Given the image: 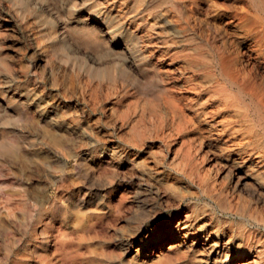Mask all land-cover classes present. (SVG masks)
Listing matches in <instances>:
<instances>
[{
  "label": "rangeland",
  "instance_id": "1",
  "mask_svg": "<svg viewBox=\"0 0 264 264\" xmlns=\"http://www.w3.org/2000/svg\"><path fill=\"white\" fill-rule=\"evenodd\" d=\"M254 3L0 0V264H264V129L212 60L264 102Z\"/></svg>",
  "mask_w": 264,
  "mask_h": 264
},
{
  "label": "bare ground",
  "instance_id": "2",
  "mask_svg": "<svg viewBox=\"0 0 264 264\" xmlns=\"http://www.w3.org/2000/svg\"><path fill=\"white\" fill-rule=\"evenodd\" d=\"M117 1H119V0H117ZM234 1H236V0H234ZM238 1V0H237ZM243 1V0H242ZM253 2H255L254 4H255V6L257 7V9L259 10H262L263 12H264V0H252ZM128 2V1H127ZM170 2V1H169ZM216 2V1H215ZM246 2V1H245ZM181 3V2H180ZM217 3V2H216ZM235 3V2H234ZM237 3V2H236ZM122 4V3H121ZM124 4V3H123ZM127 4V3H126ZM125 4V5H126ZM170 4V3H169ZM173 4V3H172ZM202 4V3H201ZM168 5V4H167ZM104 6H106V5H104ZM164 6V5H163ZM182 6V5H181ZM254 6V7H255ZM87 7V6H86ZM107 7H108V5H107ZM166 7V6H165ZM183 7V6H182ZM253 7V6H252ZM176 8H178V6H176ZM199 8V7H198ZM201 8V7H200ZM242 8V7H241ZM245 8V7H244ZM100 9V8H99ZM153 9V8H152ZM246 9V8H245ZM123 10V9H122ZM171 10V9H170ZM201 10V9H200ZM120 11V10H119ZM167 11V10H166ZM210 11V10H209ZM214 11V10H213ZM251 11V10H250ZM155 12V11H154ZM160 12V11H159ZM260 12V11H259ZM103 13V12H102ZM198 13V12H197ZM217 13V12H216ZM250 13V12H249ZM257 13V12H256ZM120 14V13H119ZM138 14V13H137ZM224 14V13H223ZM243 14H245L244 12H243ZM254 14V13H253ZM200 15V14H199ZM242 15V14H241ZM255 15V14H254ZM263 15V14H262ZM100 16V15H99ZM107 16V15H106ZM123 16V15H122ZM147 16V15H146ZM162 16V15H161ZM228 16V15H227ZM230 16V15H229ZM258 16H260V15H258ZM145 17V16H144ZM132 18V17H131ZM133 18H134V16H133ZM180 18H182V17H180ZM239 18H241L240 16H239ZM258 18V17H257ZM89 19V18H88ZM143 19V18H142ZM230 19H232V18H230ZM127 20H129V19H127ZM175 20H176V18H175ZM201 20V19H200ZM229 19H227V21H228ZM257 20V19H256ZM143 21V20H142ZM152 21V20H151ZM167 21V20H166ZM234 21V20H233ZM232 21V22H233ZM254 21V20H253ZM148 22H149V20H148ZM171 22V21H170ZM202 22H205V21H202ZM237 22V21H236ZM186 23V22H185ZM234 23V22H233ZM232 23V24H233ZM240 23H242V22H240ZM251 23V22H250ZM263 23V22H262ZM133 24V23H132ZM152 24V23H151ZM201 24V23H200ZM224 24V23H223ZM256 23H254L253 25H255ZM259 24V23H258ZM130 25V24H129ZM144 25V24H143ZM169 24H167V26H168ZM166 26V27H167ZM231 26V25H230ZM224 27V26H223ZM250 27V26H249ZM260 27H261V25H260ZM227 28V27H226ZM230 28V27H229ZM157 29V28H156ZM182 29V28H181ZM237 29H238V27H237ZM257 29V28H256ZM256 29H255V31H256ZM105 31V30H104ZM185 31V30H184ZM197 31H199V30H197ZM264 31V30H263ZM262 31V32H263ZM173 32V31H172ZM261 32V33H262ZM170 33V32H169ZM226 33V32H225ZM248 33V32H247ZM246 33V34H247ZM160 34V33H159ZM191 34V33H190ZM260 34V33H259ZM263 34H264V32H263ZM263 34H262V36H263ZM144 35V34H143ZM185 35V34H184ZM249 35H251L250 34V32H249ZM142 36V35H141ZM146 36V35H145ZM148 36V35H147ZM157 36V35H156ZM181 36V35H180ZM189 36V35H188ZM154 37V36H153ZM187 37V36H186ZM208 37V36H207ZM142 38V37H141ZM192 38V37H191ZM213 38H214V36H213ZM236 38H238V37H236ZM245 38V37H244ZM188 39H190V38H188ZM193 39V38H192ZM223 39H225V38H223ZM239 39H241V38H239ZM256 39H258V38H256ZM255 39V40H256ZM263 39V38H262ZM145 40V39H144ZM148 40V39H147ZM212 40V39H211ZM217 40V39H216ZM219 40V39H218ZM222 40V39H221ZM235 40V39H234ZM153 41V40H152ZM158 41V40H157ZM186 41V40H185ZM190 41H191V39H190ZM236 41V40H235ZM242 41V40H241ZM250 41V40H249ZM262 40H260V42H261ZM176 42V41H175ZM222 42V41H221ZM259 42V43H260ZM263 42V41H262ZM261 42V43H262ZM160 43V42H159ZM184 43V42H183ZM193 43V42H192ZM215 43V42H214ZM148 44V43H147ZM146 44V45H147ZM151 44V43H150ZM150 44H148L149 46H150ZM155 44H157L156 43V40H155ZM188 44V43H187ZM145 45V44H144ZM152 45V44H151ZM160 45V44H159ZM195 45V44H194ZM201 45V44H200ZM250 45V44H249ZM261 45V44H260ZM118 46V45H117ZM153 46V45H152ZM151 46V47H152ZM157 46V45H156ZM178 46V45H177ZM197 46V45H196ZM196 46L194 47V48H196ZM146 47H148V46H146ZM161 47V46H160ZM172 47V46H171ZM206 47V46H205ZM215 47V46H214ZM241 47V46H240ZM255 47V46H254ZM262 47H264V46H262ZM150 48V47H149ZM174 48V47H173ZM249 48V47H248ZM252 48V47H251ZM137 49V48H136ZM159 49V48H158ZM167 49V48H166ZM169 49V48H168ZM172 49V48H171ZM199 49V48H198ZM203 49V48H202ZM241 49V48H240ZM258 49V48H257ZM256 49V50H257ZM138 50V49H137ZM145 50V49H144ZM181 50V49H180ZM201 50V49H200ZM218 50V49H217ZM133 51H135V49L133 50ZM230 51V50H229ZM262 51V50H261ZM163 52H164V50H163ZM166 52H168V51H166ZM190 52V51H189ZM200 52V51H199ZM209 52V51H208ZM218 52V51H217ZM247 52V51H246ZM127 53V52H126ZM169 53V52H168ZM186 53V52H185ZM194 53H196L195 51H194ZM244 53V52H243ZM261 53H263V52H261ZM139 54V53H138ZM147 54H149V53H147ZM154 54V53H153ZM163 54V53H162ZM174 54V53H173ZM200 54V53H199ZM203 54V53H202ZM172 55V54H171ZM208 55V54H207ZM249 55V54H248ZM203 56H204V54H203ZM255 56V55H254ZM258 56H260V55H258ZM116 57V56H115ZM168 57V56H167ZM206 57V56H205ZM208 57V56H207ZM210 57V56H209ZM236 57V56H235ZM252 57V56H251ZM181 58V57H180ZM250 58V57H249ZM254 58V57H253ZM262 58H263V56H262ZM152 59H153V56H152ZM156 59V58H155ZM163 59V58H162ZM171 59V58H170ZM184 59V58H183ZM192 59H193V57H192ZM195 59V58H194ZM211 59V58H210ZM226 59V58H225ZM247 59V58H246ZM180 60V59H179ZM206 60V59H205ZM212 60H213V62H214V65L215 66H217L219 69H220V71H221V73H223L224 75V78H225V80H226V82H224L223 84H222V88H224L225 90H227V92H228V90H230L232 93H235V95L238 97V98H240V99H245V100H249V102H248V106H249V108L253 111V114L255 115V117H256V119H258V121H259V124L261 125V128H263L264 129V102L262 103V101L261 100H259V99H257V97L255 98L254 96H253V94H252V89H251V91H250V88H248L246 85H244V84H242V83H239V81H238V77H239V75H238V73L241 71V69H240V71L239 72H237V75L238 76H233L230 72H229V70H227L228 68H226L227 66H226V62H224L222 59H220L219 57H212ZM248 60V59H247ZM251 60V59H250ZM123 61V60H122ZM174 61H176L175 59H174ZM258 61V60H257ZM263 61V60H262ZM124 62V61H123ZM161 62H163V61H161ZM198 62H199V60H198ZM259 62V61H258ZM261 62V61H260ZM96 63V62H95ZM117 63V62H116ZM171 63V62H170ZM207 63V62H206ZM121 64V63H120ZM143 64V63H142ZM159 64V63H158ZM208 64H210V63H208ZM244 64V63H243ZM162 65H163V63H162ZM172 65V64H171ZM198 65V64H197ZM211 65V64H210ZM232 65H235V64H233L232 63ZM245 65V64H244ZM258 65V64H257ZM117 66V65H116ZM121 66V65H120ZM125 66V65H124ZM134 66V65H133ZM164 66V65H163ZM186 66H188V64L186 65ZM192 66V65H191ZM236 66V65H235ZM241 66V65H240ZM252 66H253V64H252ZM126 67H128V66H126ZM176 67V66H175ZM181 67V66H180ZM184 67V66H183ZM193 67V66H192ZM254 67V66H253ZM258 66H256V68H257ZM194 68V67H193ZM211 68V67H210ZM216 68V67H215ZM234 68V67H233ZM233 68L231 67V69H232V71H233ZM242 68V67H241ZM248 69V67H245L244 69ZM262 68V67H261ZM125 69V68H124ZM162 69V68H161ZM180 69V68H179ZM188 69V68H187ZM213 69V68H212ZM235 69V68H234ZM236 69H237V67H236ZM251 69H252V67H251ZM255 69V68H254ZM253 69V70H254ZM116 70V69H115ZM168 70V69H167ZM181 70H182V68H181ZM202 70V69H201ZM205 70H208L207 68L205 69ZM243 70V69H242ZM171 71V70H170ZM183 71V70H182ZM181 71V72H182ZM184 71H185V69H184ZM196 71V70H195ZM209 71V70H208ZM208 71H206V73L208 72ZM250 71V70H249ZM172 72V71H171ZM174 72V71H173ZM198 72V71H197ZM236 72V71H235ZM242 72V71H241ZM248 72V71H247ZM183 73V72H182ZM205 73V72H204ZM210 73V72H209ZM244 73V72H243ZM114 74V73H113ZM129 74V73H128ZM185 74V73H184ZM191 74V73H190ZM194 74H195V72H194ZM210 74H212V73H210ZM217 74V73H216ZM235 74V73H234ZM248 74V73H247ZM252 74V73H251ZM260 74V73H259ZM177 75H179V74H177ZM187 75V74H186ZM113 76H115L116 77V75H113ZM120 76V75H119ZM169 76H170V74H169ZM172 76V75H171ZM176 76V75H175ZM191 76V75H190ZM194 76H196V75H194ZM193 76V77H194ZM214 76V75H213ZM221 76V75H220ZM251 76V75H250ZM255 76V75H254ZM263 76V75H262ZM130 77V76H129ZM164 77V76H163ZM162 77V78H163ZM173 77V76H172ZM171 77V78H172ZM180 77V76H179ZM208 77V76H207ZM215 77V76H214ZM249 77V76H248ZM153 78V77H152ZM155 78V77H154ZM166 78V77H165ZM176 78V77H175ZM178 78V77H177ZM182 78V77H181ZM186 79L188 78V76L187 77H185ZM191 78H192V76H191ZM137 79V78H136ZM135 79V80H136ZM158 79V78H157ZM179 79V78H178ZM177 79V80H178ZM197 78H195V80H196ZM218 79V78H217ZM221 79V78H220ZM256 79H257V77H256ZM122 80V79H121ZM128 80V79H127ZM143 80V79H142ZM166 80V79H165ZM168 80V79H167ZM166 80V81H167ZM176 80V81H177ZM188 80H190V79H188ZM187 80V81H188ZM202 80V79H201ZM129 81H130V79H129ZM174 81V80H173ZM191 81V80H190ZM194 81V80H193ZM200 81V80H199ZM207 81V80H206ZM205 81V82H206ZM210 80H208V82H209ZM216 81V80H215ZM242 81V80H241ZM248 81V80H247ZM246 81V82H247ZM257 81V80H256ZM114 82V81H113ZM136 82V81H135ZM134 82V83H135ZM165 82V81H164ZM168 82H170V81H168ZM178 82V81H177ZM185 82V81H184ZM220 82V81H219ZM248 82H251V81H248ZM120 83V82H119ZM122 83V82H121ZM133 83V84H134ZM154 83V82H153ZM152 83V84H153ZM167 83V82H166ZM166 83H164V84H166ZM179 83V82H178ZM195 83V82H194ZM204 83V82H203ZM214 83V82H213ZM212 83V84H213ZM245 83V82H244ZM254 83H255V81H254ZM127 84V83H126ZM137 84V83H136ZM135 84V85H136ZM151 84V85H152ZM170 84V83H169ZM193 84V83H192ZM215 84V83H214ZM217 84V83H216ZM248 84H250V83H248ZM252 84V83H251ZM261 84V83H260ZM122 85V84H121ZM161 85V84H160ZM176 85V84H175ZM197 85V84H196ZM201 85V84H200ZM169 86V85H168ZM182 86H184V84L182 85ZM186 86V85H185ZM190 86V85H189ZM216 86V85H215ZM252 86V85H251ZM260 86V85H259ZM262 86V85H261ZM150 87V86H149ZM196 87V86H195ZM200 87V86H199ZM202 87V86H201ZM204 87V86H203ZM207 87V86H206ZM211 87V86H210ZM213 87V86H212ZM253 87V86H252ZM264 87V86H263ZM148 88V87H147ZM179 88V87H178ZM183 88V87H182ZM144 89H146V87L144 88ZM185 89V88H184ZM191 89H192V87H191ZM197 89H199L198 87H197ZM254 89V88H253ZM255 89H256V86H255ZM254 89V90H255ZM258 89V88H257ZM147 90V89H146ZM194 90H196V88L194 89ZM201 90V89H200ZM143 91V90H142ZM174 91V90H173ZM176 91V90H175ZM183 91V90H182ZM208 91V90H207ZM218 91H220V90H218ZM217 91V92H218ZM185 92V91H184ZM196 92V91H195ZM209 92V91H208ZM223 92V91H222ZM226 92V91H225ZM145 93V92H144ZM155 93V92H154ZM166 93V92H165ZM191 93V92H190ZM258 93V92H257ZM256 93V94H257ZM262 93V92H261ZM149 94V93H148ZM168 94V93H167ZM198 94V93H197ZM216 94H218V93H216ZM224 94V93H223ZM259 94V93H258ZM184 95V94H183ZM226 95V94H225ZM151 97L153 96V94L152 95H150ZM154 96H155V94H154ZM189 96V95H188ZM203 96V95H202ZM220 96H221V94H220ZM227 96V95H226ZM232 96H233V94H232ZM173 97V96H172ZM199 97V96H198ZM214 97V96H213ZM217 97V96H216ZM225 97V96H224ZM228 97H230V96H228ZM227 97V98H228ZM234 97V96H233ZM262 97V96H261ZM184 98V97H183ZM186 98V97H185ZM211 97H209V99H210ZM157 99V98H156ZM197 99V98H196ZM222 99V98H221ZM231 99V98H230ZM100 100V99H99ZM153 100H154V98H153ZM202 100H205V99H202ZM165 101V100H164ZM158 102V101H157ZM160 102V101H159ZM167 102H168V100H167ZM169 102H171V101H169ZM189 102V101H188ZM223 102V101H222ZM236 102V101H235ZM173 103V102H172ZM219 103V102H218ZM210 104V103H209ZM221 104V103H220ZM235 104V103H234ZM170 105H171V103H170ZM194 105V104H193ZM223 105V104H222ZM237 105V104H236ZM243 105V104H242ZM162 106V105H161ZM177 106V105H176ZM229 106V105H228ZM238 106V105H237ZM157 107V106H156ZM166 107V106H165ZM164 107V108H165ZM167 107H169V105L167 106ZM171 107H172V105H171ZM189 107V106H188ZM205 107V106H204ZM160 108V107H159ZM174 108V107H173ZM222 108H224L223 106H222ZM233 108V107H232ZM236 108V107H235ZM163 109V107L161 108V110ZM206 109H208V108H206ZM212 109H214V108H212ZM217 109V108H216ZM231 109V108H230ZM154 110V109H153ZM168 110V109H167ZM166 110V111H167ZM170 110V109H169ZM174 110V109H173ZM189 110V109H188ZM193 110V109H192ZM215 110V109H214ZM219 110V109H218ZM239 110V109H238ZM245 110V109H244ZM157 111V110H156ZM185 111H187V110H185ZM189 111H191V110H189ZM195 110H193V112H194ZM220 111V110H219ZM227 111V110H226ZM154 112V111H153ZM174 112V111H173ZM176 112V111H175ZM200 112V111H199ZM156 113H158V112H156ZM162 114H163V112H161ZM232 113H234V112H232ZM159 114V113H158ZM167 114H168V112H167ZM170 114V113H169ZM191 114V113H190ZM194 114V113H193ZM201 114V113H200ZM208 114V113H207ZM206 114V115H207ZM216 114V113H215ZM164 115V114H163ZM176 115V114H175ZM225 115V114H224ZM251 115V114H250ZM164 116H166V114L164 115ZM172 116V115H171ZM178 116V115H177ZM198 116V115H197ZM204 116V115H203ZM218 116V115H217ZM226 116V115H225ZM234 116V115H233ZM233 116H232V118H233ZM236 116V115H235ZM196 117V116H195ZM205 117V116H204ZM203 117V118H204ZM208 117H210V115H208ZM214 117V116H213ZM247 117H249V116H247ZM254 117V116H253ZM254 117V118H255ZM163 118V117H162ZM165 118V117H164ZM163 118V119H164ZM176 118V117H175ZM182 118V117H181ZM206 118H207V116H206ZM193 119V118H192ZM211 119V118H210ZM216 119V118H215ZM228 119V118H227ZM236 119V118H235ZM247 119V118H246ZM253 119V118H252ZM255 119V120H256ZM173 118H172V122H173ZM179 120H180V118H179ZM178 120V121H179ZM182 120H184V119H182ZM195 120V119H194ZM204 120V119H203ZM208 120V119H207ZM220 120V119H219ZM230 120V119H229ZM250 120V119H249ZM209 121V120H208ZM218 121V120H217ZM239 121V120H238ZM242 121V120H241ZM240 121V122H241ZM248 121V120H247ZM254 121V120H253ZM181 122H183V121H181ZM186 122V121H185ZM188 122V121H187ZM193 122V121H192ZM205 122V121H204ZM204 122H203V124H204ZM212 122V121H211ZM211 122H209V123H211ZM244 122V121H243ZM175 123V122H174ZM177 123V122H176ZM253 123H255V122H253ZM196 124H197V122H196ZM219 124V123H218ZM234 124V123H233ZM164 125V124H163ZM179 125V124H178ZM177 124H176V126H178ZM185 125V124H184ZM199 125H200V123H199ZM209 125V124H208ZM258 125V124H257ZM188 125H185V127H187ZM211 126H213V125H211ZM214 126H216L215 125V123H214ZM251 126V125H250ZM254 126V125H253ZM13 127V126H12ZM179 127H182V126H179ZM239 127V126H238ZM237 126H236V128H238ZM242 127V126H241ZM164 128V127H163ZM173 128V127H172ZM192 128V127H191ZM196 128V127H195ZM209 128H210V126H209ZM214 128H217V127H214ZM220 128V127H219ZM218 128V129H219ZM235 128V129H236ZM258 128V127H257ZM162 129V128H161ZM185 129H187V128H185ZM189 129V128H188ZM213 129V128H212ZM217 129V130H218ZM178 130V129H177ZM195 130V129H194ZM193 129H192V131H194ZM244 130V129H243ZM251 130V129H250ZM261 130V129H260ZM259 130V131H260ZM186 131H188V130H186ZM190 132H191V130H189ZM205 131V130H204ZM208 131V130H207ZM246 131V130H245ZM195 132H197V131H195ZM210 132V131H209ZM176 133V132H175ZM210 133H212V131L210 132ZM214 133V132H213ZM194 134V133H193ZM209 134V133H208ZM207 134V135H208ZM217 134V133H216ZM224 134V133H223ZM245 134H247V133H245ZM178 135H179V133H178ZM207 135H205V136H207ZM211 135V134H210ZM213 135V134H212ZM222 135V134H221ZM248 136H249V134H247ZM233 136V135H232ZM246 136V135H245ZM244 136V137H245ZM255 136H257V135H255ZM192 137V136H191ZM197 137V136H196ZM207 137H209V136H207ZM216 137V136H215ZM222 137V136H221ZM229 137V136H228ZM231 137V136H230ZM229 137V138H230ZM243 137V136H242ZM261 137V136H260ZM260 137H258V138H260ZM179 138V137H178ZM193 138V137H192ZM211 138V137H210ZM218 139L217 140H219V137H217ZM225 138V137H224ZM223 138V139H224ZM208 139V138H207ZM213 139V138H212ZM233 139V138H232ZM242 139V138H241ZM256 139V138H255ZM179 140V139H178ZM192 140V139H191ZM216 140V141H217ZM248 140V139H247ZM252 140H253V137H252ZM251 140V141H252ZM261 140V139H260ZM189 141V140H188ZM201 141V140H200ZM200 141H199V143H200ZM215 141V140H214ZM216 141H215V144H216ZM228 141V140H227ZM168 142V141H167ZM167 142H166V144H167ZM171 141H169V143H170ZM173 142V144H174V141H172ZM192 142V141H191ZM195 142V141H194ZM206 142V141H205ZM210 142H212V141H210ZM224 142H225V139H224ZM237 142V141H236ZM183 143L185 144V142L183 141ZM193 143V142H192ZM198 143V142H197ZM219 143V142H218ZM217 143V144H218ZM235 143V142H234ZM258 143H260L261 144V142H258ZM173 144H171V145H169L170 147H172L173 146ZM207 144V143H206ZM232 144V143H231ZM236 144V143H235ZM240 144V143H239ZM201 145V147H202V144H200ZM230 145V144H229ZM234 145V144H233ZM250 145H251V143H250ZM262 145V144H261ZM189 146V145H188ZM195 146V145H194ZM197 146V145H196ZM223 146H225V145H223ZM239 146V145H238ZM241 146H242V143H241ZM245 146V145H244ZM264 146V145H263ZM168 147V146H167ZM192 147V146H191ZM200 147V146H199ZM211 147H214V146H211ZM220 147V146H219ZM218 147V148H219ZM221 148V147H220ZM224 148V147H223ZM236 148V147H235ZM164 149V148H163ZM167 149V148H166ZM190 149V148H189ZM198 149V151H199V148H197ZM216 149V148H215ZM231 149V148H230ZM234 149V148H233ZM168 150L169 149H167V152H168ZM241 150V149H240ZM243 150V149H242ZM205 151V150H204ZM219 151H220V149H219ZM225 151V150H224ZM228 151H229V148H228ZM256 151V150H255ZM194 152H195V150H194ZM211 152V151H210ZM214 150H213V153H210V156H209V161L210 162H212V164L214 165V168H215V166H217L219 169H223L224 171H227V173L229 172V173H232L233 174V172H236L235 171V169H234V165H232V163L230 164V163H228V161L227 162H225V161H223V160H221L219 157H217L216 156V154H214ZM227 152V151H226ZM231 152H232V150H231ZM233 152H234V150H233ZM170 153V152H169ZM186 153V152H185ZM190 153H191V151H190ZM205 153V152H204ZM203 153V154H204ZM221 153V152H220ZM236 153H237V151H236ZM241 152H239V154H240ZM248 153H250V152H248ZM172 154V153H171ZM195 154V153H194ZM197 154V153H196ZM209 154V153H208ZM234 154V153H233ZM246 154V153H245ZM193 155V154H192ZM201 155V154H200ZM205 155V154H204ZM207 155V154H206ZM228 155H229V153H228ZM241 155H242V157H243V153H241ZM240 155V156H241ZM191 156V155H190ZM202 156V155H201ZM225 156V155H224ZM249 156V155H248ZM250 156H252V154L250 155ZM154 157V156H153ZM204 157V156H203ZM202 157V158H203ZM238 157V156H237ZM198 158V157H197ZM223 158H225V157H223ZM186 159V158H185ZM260 158H258V160H259ZM262 159V158H261ZM189 160H190V157H189ZM236 160V159H235ZM241 160V159H240ZM244 160V159H243ZM246 160V159H245ZM256 160V159H255ZM186 162L188 161V160H185ZM207 161H208V159H207ZM234 161V160H233ZM236 161H238V160H236ZM189 162V161H188ZM191 162V161H190ZM232 162V161H231ZM244 162V161H243ZM248 162V161H247ZM256 162V161H255ZM259 162V161H258ZM263 162V161H262ZM193 163H195V162H193ZM254 163V162H253ZM187 164V163H186ZM198 164V163H197ZM203 164V163H202ZM210 164V163H209ZM235 164V163H234ZM194 165V164H193ZM196 165V164H195ZM199 165V164H198ZM239 165V164H238ZM237 165V166H238ZM253 165V164H252ZM236 166V165H235ZM264 166V165H263ZM194 167V166H193ZM192 168V167H191ZM248 168H251L252 169V167H249L248 166ZM255 168V167H254ZM256 168H258V167H256ZM198 169V168H197ZM213 169V168H212ZM191 170V169H190ZM208 170V169H207ZM206 170V171H207ZM215 170V169H214ZM239 170V169H238ZM258 170V169H257ZM210 171V170H209ZM216 171V170H215ZM245 171V170H244ZM252 171V170H251ZM253 171H254V169H253ZM191 172V171H190ZM200 172V171H199ZM218 172V171H217ZM249 172V171H248ZM211 173H212V171H211ZM238 173V172H237ZM252 173V172H251ZM250 173V174H251ZM254 173V172H253ZM256 173V172H255ZM205 174H206V172H205ZM249 174V173H248ZM211 175V174H210ZM229 175H231V174H229ZM245 175V174H244ZM254 175V174H253ZM261 175H262V173H261ZM214 176H215V173H214ZM222 176V175H221ZM226 176V175H225ZM195 177H196V175H195ZM216 177V176H215ZM214 177V178H215ZM236 177V176H235ZM253 177V176H252ZM204 178V177H203ZM203 178H201V179H203ZM226 178V177H225ZM228 178V177H227ZM240 178V175H238V179ZM234 179V178H233ZM197 180H198V178H197ZM214 180V179H213ZM212 180V181H213ZM221 180V179H220ZM200 181V180H199ZM202 181H204V180H202ZM216 181H217V179H216ZM216 181H215V184H216ZM219 181V180H218ZM226 181H228V180H226ZM257 181V180H256ZM214 182V181H213ZM221 182V181H220ZM222 182H223V179H222ZM225 182V181H224ZM229 182V181H228ZM233 182V181H232ZM236 182V181H235ZM238 182V181H237ZM236 182V183H237ZM241 182V181H240ZM246 182H248V181H246ZM261 182V181H260ZM206 183V182H205ZM218 183V182H217ZM257 183V182H256ZM261 183H263V182H261ZM214 184V185H215ZM219 184V183H218ZM217 184V185H218ZM221 184V183H220ZM224 184V183H223ZM225 184H226V182H225ZM228 184V183H227ZM232 184V183H231ZM235 184V183H234ZM239 184V183H238ZM203 185H205V184H203ZM208 185H209V183H208ZM213 185V186H214ZM243 185V184H242ZM212 186V187H213ZM223 186H225V185H222V187ZM238 186V185H237ZM246 186H247V184H246ZM251 186H252V184H251ZM260 186V185H259ZM261 186H262V184H261ZM260 186V187H261ZM202 187V186H201ZM226 188H227V186H225ZM229 187V186H228ZM233 187H236V186H233ZM248 187V186H247ZM247 187H245V190H246V188ZM258 187V186H257ZM256 187V188H257ZM262 187H264V186H262ZM203 188V187H202ZM209 188V187H208ZM211 188V187H210ZM214 188V187H213ZM219 188V187H218ZM249 188V187H248ZM251 188H254V187H251ZM259 188V187H258ZM220 189V188H219ZM218 189V190H219ZM223 189V188H222ZM231 189V188H230ZM243 190H244V186H243V188H242ZM256 190V189H255ZM259 190V189H258ZM217 191V190H216ZM224 191V190H223ZM225 191H227V190H225ZM224 191V192H225ZM257 191V190H256ZM231 192V191H230ZM264 192V191H263ZM232 193V192H231ZM234 193V192H233ZM212 194V193H211ZM216 194V193H215ZM224 194H226V193H224ZM238 195H239V193H238ZM210 196V195H209ZM227 196H228V194H227ZM231 196V195H230ZM234 196V195H233ZM211 197V196H210ZM209 197V198H210ZM218 196H216V198H217ZM222 197H224V196H222ZM239 197V196H238ZM212 198V197H211ZM226 198V197H225ZM224 198V199H225ZM230 198H232V197H230ZM244 198V197H243ZM218 199V198H217ZM234 198H232V200H233ZM239 199V198H238ZM245 199H247V198H245ZM215 200V199H214ZM228 200V199H227ZM226 199H225V201H227ZM223 201V200H222ZM239 201V200H238ZM243 201V200H242ZM216 202V201H215ZM237 202V201H236ZM223 203V202H222ZM232 203V202H231ZM233 203H234V201H233ZM238 203V202H237ZM219 204V203H218ZM242 204V203H241ZM234 206H236V205H234ZM241 206H243V205H241ZM239 208V207H238ZM234 209H236V208H234ZM180 222V221H179ZM166 241V240H165Z\"/></svg>",
  "mask_w": 264,
  "mask_h": 264
}]
</instances>
